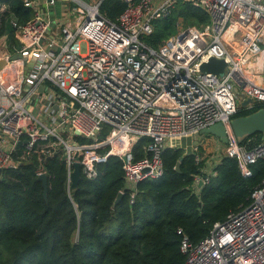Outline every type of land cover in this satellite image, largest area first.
<instances>
[{
    "label": "built area",
    "instance_id": "obj_1",
    "mask_svg": "<svg viewBox=\"0 0 264 264\" xmlns=\"http://www.w3.org/2000/svg\"><path fill=\"white\" fill-rule=\"evenodd\" d=\"M65 1L78 4L72 23L69 14L63 24L50 9L40 14L37 0H23L34 12L30 21L10 18L18 45L0 58V170L34 156L40 176L57 154L70 182L74 163L93 179L97 165L116 156L133 198L138 183L163 173L165 148L215 123L228 130L223 155L243 174L264 162V142L242 145L229 129L243 100L253 101L244 109L264 105V0H122L115 21L100 12L103 0ZM178 1L206 12L204 31L180 30L149 47L142 38ZM210 58L224 60L222 76L199 70ZM142 138L149 142L135 158ZM196 142L192 152L201 146ZM180 250L184 264H264V181L248 206L214 223L197 243L183 236Z\"/></svg>",
    "mask_w": 264,
    "mask_h": 264
},
{
    "label": "trees",
    "instance_id": "obj_2",
    "mask_svg": "<svg viewBox=\"0 0 264 264\" xmlns=\"http://www.w3.org/2000/svg\"><path fill=\"white\" fill-rule=\"evenodd\" d=\"M0 3L8 7L0 15V37L18 45L8 18L26 23L34 12L23 0ZM125 6L122 0H103L100 12L115 21ZM180 18L196 25L208 22L205 11L178 1L169 15L154 21L152 34L143 37V42L156 49L175 32ZM262 107L240 108L232 118ZM148 142L142 138L136 143L135 158L143 156ZM263 142L261 134H255L241 144ZM201 154L199 147L190 153L165 148L163 173L138 183L133 198L124 188L123 163L116 156L97 165L95 178L81 175L70 192L66 165L59 155H53L44 163L46 196L34 156L17 168L3 170L0 264H184L183 236L192 243L203 239L214 223L248 206L254 190L264 181L263 161L250 165L248 174H243L235 159L222 155L212 174L206 175L202 171L205 160H197ZM198 178L205 179L200 187Z\"/></svg>",
    "mask_w": 264,
    "mask_h": 264
},
{
    "label": "water",
    "instance_id": "obj_3",
    "mask_svg": "<svg viewBox=\"0 0 264 264\" xmlns=\"http://www.w3.org/2000/svg\"><path fill=\"white\" fill-rule=\"evenodd\" d=\"M14 58H20V54L14 56ZM4 61L0 60V68L4 65ZM28 67L31 68L32 64H28ZM226 67V63L224 60H218L214 58H210L207 62H204L200 65L199 70L204 73H211L222 76L224 73V69ZM43 91V88L40 89ZM251 99H245L241 102L240 107L245 108L247 104L252 103ZM230 131L236 138L237 142L241 143L244 139L253 136L255 134H261L264 139V107L259 108L258 110L244 116H239L232 118L230 120ZM201 135L204 136H213L217 138L221 144L226 145L228 143V130L222 123H215L203 130L200 131ZM197 142H195L194 146ZM25 144V142L20 141L17 144V147ZM125 160V158H122ZM3 170H0V174ZM176 171L179 172V163L176 166ZM71 186L69 191L72 192L76 189L77 184L81 178V167L79 163L73 164V170L69 175ZM38 180L41 182L43 187L44 196H46L47 191V175L43 174L38 176ZM202 184L199 181L198 186L200 187ZM121 195H119L118 199L115 203L118 202Z\"/></svg>",
    "mask_w": 264,
    "mask_h": 264
},
{
    "label": "rangeland",
    "instance_id": "obj_4",
    "mask_svg": "<svg viewBox=\"0 0 264 264\" xmlns=\"http://www.w3.org/2000/svg\"><path fill=\"white\" fill-rule=\"evenodd\" d=\"M85 3H93V0H83ZM38 3V11L40 14L45 15L48 12V9H50V15L53 16L52 19L57 18L60 21V24H63L64 22V17L66 18L69 14V22L72 23L73 15L75 13H71L70 10L73 9V7L75 5L78 4H73V3H68L65 0H56L55 5H49L46 7L45 3L43 0H37ZM70 12V13H69ZM2 13L0 12V15ZM10 18H8V23L10 24ZM205 25V24H204ZM204 25H196L195 23L189 21V20H185L180 18L179 21L176 23V30L175 32L170 36L173 37L175 36L178 31L180 30H184L187 28H196L197 30L204 31ZM204 27V28H203ZM1 45V44H0ZM190 140H197L199 141V144L201 145L199 147V149H201L202 154L200 155V157L202 159L205 160V162L207 163V161L211 160V157L215 156V155H219L222 156L224 154V149L221 152V144L220 141L213 137V136H204V135H198L195 138H183V139H178L175 140V144L177 145L178 148H181L183 150H192V142H189ZM224 146V145H223ZM222 146V147H223Z\"/></svg>",
    "mask_w": 264,
    "mask_h": 264
},
{
    "label": "crops",
    "instance_id": "obj_5",
    "mask_svg": "<svg viewBox=\"0 0 264 264\" xmlns=\"http://www.w3.org/2000/svg\"><path fill=\"white\" fill-rule=\"evenodd\" d=\"M7 7L5 4H1L0 3V9L3 8V7ZM8 10V7L6 8V11ZM15 37V35H14ZM0 58L2 59L4 57L5 54L9 53V51H11V48L15 45H12V44H8V41H7V37L6 36H1L0 37ZM189 142H192V145L195 144V140H190ZM223 145H221V152L223 151L224 149V146L222 147ZM186 153H190L192 152L191 148L190 150H185ZM221 157V156H220ZM220 157L219 155H215L213 157H211V160L210 161H207V163L205 162L204 164V168H203V173L206 174V175H209V174H212L213 172V169L214 167L217 165V163L219 162L220 160Z\"/></svg>",
    "mask_w": 264,
    "mask_h": 264
}]
</instances>
